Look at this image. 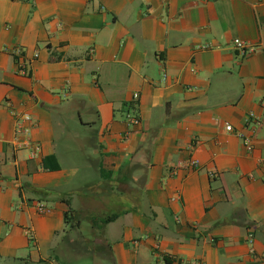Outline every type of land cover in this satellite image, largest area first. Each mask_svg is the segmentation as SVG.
Here are the masks:
<instances>
[{"label":"crops","instance_id":"crops-1","mask_svg":"<svg viewBox=\"0 0 264 264\" xmlns=\"http://www.w3.org/2000/svg\"><path fill=\"white\" fill-rule=\"evenodd\" d=\"M262 161L264 0H0V264H264Z\"/></svg>","mask_w":264,"mask_h":264},{"label":"built area","instance_id":"built-area-1","mask_svg":"<svg viewBox=\"0 0 264 264\" xmlns=\"http://www.w3.org/2000/svg\"><path fill=\"white\" fill-rule=\"evenodd\" d=\"M233 42V45L234 47L236 48V50L241 54V55H246L252 51H254V47L248 43H246L245 41H242L241 39L239 38H234L232 40ZM13 53H14V56L16 57V65H17V69L20 73H23V74H27L28 73V69H27V66H26V63L24 60H22V52H21V49H19L18 47L17 48H14L13 50ZM37 54H35L36 56ZM134 97H137V94H134ZM125 120L127 122V124L129 126H137L140 124V118L138 116V114L132 110H128L125 114ZM18 122L20 121V123L17 125V132L18 133H23V134H27L30 132L31 130V127L33 125L32 123V119H31V116L27 113H21L19 116H18ZM24 123V124H22ZM224 129L228 132H231L233 131V127L226 123L225 126H224ZM238 136L240 138L243 139L244 142L248 143L249 144V138L243 134L242 132L238 131L237 132ZM125 136H127V133L125 134ZM17 146H21V143H16ZM31 152H30V155L32 157H34L37 153V150H38V147L37 146H34L33 149H31ZM264 162V161H262ZM190 165L192 166H197L198 165V161L197 160H192L190 161ZM215 175L214 172H209V176L210 177H213ZM46 206L43 205V204H38L37 205V211L38 212H44L46 211ZM30 235V234H28Z\"/></svg>","mask_w":264,"mask_h":264},{"label":"trees","instance_id":"trees-1","mask_svg":"<svg viewBox=\"0 0 264 264\" xmlns=\"http://www.w3.org/2000/svg\"><path fill=\"white\" fill-rule=\"evenodd\" d=\"M65 202L67 204H69L67 200H65ZM70 214H71V211L68 209L64 213V217L66 219H68L70 217ZM120 214H121L120 212H114V213H111V214H107V215H105V216H103L102 218L99 219V224L100 225H104V224H106L108 222H111V221L115 220Z\"/></svg>","mask_w":264,"mask_h":264}]
</instances>
